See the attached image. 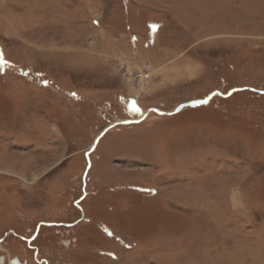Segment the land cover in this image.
<instances>
[{"label":"rangeland","instance_id":"rangeland-1","mask_svg":"<svg viewBox=\"0 0 264 264\" xmlns=\"http://www.w3.org/2000/svg\"><path fill=\"white\" fill-rule=\"evenodd\" d=\"M2 257L264 264V0H0Z\"/></svg>","mask_w":264,"mask_h":264},{"label":"water","instance_id":"water-1","mask_svg":"<svg viewBox=\"0 0 264 264\" xmlns=\"http://www.w3.org/2000/svg\"><path fill=\"white\" fill-rule=\"evenodd\" d=\"M242 90H250V91H254L253 89H250V88H236V89H233V90L229 91L226 95H223L221 92H217V93H212V94H210V95H209L204 101H195V102H189V103L181 104V105H179V106H178L174 111H172V112H166V113H164V112H161V111L156 110V109H153V112H155V113L158 114V115H167V116H170V115H173V114H176V113L182 111V110L185 109V108H188V107H194V106H197V105H202V104L208 102V101H209L213 96H215V95H218V96H220V97L225 98V97L230 96L233 92L242 91ZM140 120H141V118L138 119V120H135V121H132V120H131V121H126V122H139ZM124 122H125V121H124ZM124 122H122V123H124ZM126 122H125V123H126ZM102 134H103V133H102ZM99 138H100V137H98V138L96 139L94 145L99 141ZM0 263H3V259L1 260ZM10 264H19V263H18V261H17L16 259H13V260L10 261Z\"/></svg>","mask_w":264,"mask_h":264},{"label":"flooded vegetation","instance_id":"flooded-vegetation-1","mask_svg":"<svg viewBox=\"0 0 264 264\" xmlns=\"http://www.w3.org/2000/svg\"><path fill=\"white\" fill-rule=\"evenodd\" d=\"M79 222V221H78ZM49 226H53V225H55V224H51V223H49L48 224ZM38 230V229H37ZM37 230H36V232L34 233V236H33V240H34V237H36V233H37ZM32 239L31 240H28V243H30L31 244V241H32ZM23 240H25V239H23ZM36 248V247H35ZM34 250V249H33ZM35 251V250H34ZM34 255H37L36 253H34ZM10 264V263H9ZM38 264H47V262H45V261H38Z\"/></svg>","mask_w":264,"mask_h":264},{"label":"built area","instance_id":"built-area-1","mask_svg":"<svg viewBox=\"0 0 264 264\" xmlns=\"http://www.w3.org/2000/svg\"><path fill=\"white\" fill-rule=\"evenodd\" d=\"M137 77H138V78H143V77H145V76H144L143 72H138Z\"/></svg>","mask_w":264,"mask_h":264},{"label":"bare ground","instance_id":"bare-ground-1","mask_svg":"<svg viewBox=\"0 0 264 264\" xmlns=\"http://www.w3.org/2000/svg\"><path fill=\"white\" fill-rule=\"evenodd\" d=\"M3 259V257L0 259V262L1 260ZM18 261L19 264H22L18 259H16ZM0 264H4V260H3V263H0Z\"/></svg>","mask_w":264,"mask_h":264},{"label":"crops","instance_id":"crops-1","mask_svg":"<svg viewBox=\"0 0 264 264\" xmlns=\"http://www.w3.org/2000/svg\"><path fill=\"white\" fill-rule=\"evenodd\" d=\"M20 261V260H19ZM21 262V261H20Z\"/></svg>","mask_w":264,"mask_h":264}]
</instances>
